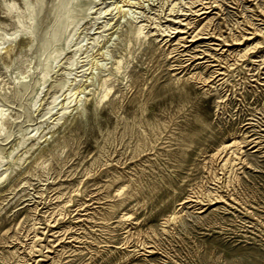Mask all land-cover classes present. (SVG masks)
Returning <instances> with one entry per match:
<instances>
[{
	"label": "rangeland",
	"instance_id": "374dc122",
	"mask_svg": "<svg viewBox=\"0 0 264 264\" xmlns=\"http://www.w3.org/2000/svg\"><path fill=\"white\" fill-rule=\"evenodd\" d=\"M163 1L0 0V264H264V0Z\"/></svg>",
	"mask_w": 264,
	"mask_h": 264
},
{
	"label": "bare ground",
	"instance_id": "6f19581e",
	"mask_svg": "<svg viewBox=\"0 0 264 264\" xmlns=\"http://www.w3.org/2000/svg\"><path fill=\"white\" fill-rule=\"evenodd\" d=\"M162 1H163V0H162ZM123 2H126V3H128V4L133 3V2H137L138 4L140 3V4L144 5V4H143V0H141V1H140V0H137V1H135V0H133V1H131V0H121V4H118V2L115 4V7H116L120 12H123V9H121V7H122L123 4H124ZM160 2H161V1H160ZM163 2H164V1H163ZM163 2H162V3H163ZM203 2H204V1H203ZM218 2H219V1H218ZM218 2H217V5L219 4ZM122 3H123V4H122ZM126 3H125V4H126ZM212 3H213V2H212ZM234 3H235V2H234ZM254 3H255V2H254ZM133 4H134V3H133ZM152 4H153V3H152ZM166 4H167V3H166ZM187 4H189V3H187ZM187 4H186V5H187ZM214 4H215V2H214ZM157 5H158V4H157ZM162 5H163V4H162ZM178 5H179V4H178ZM191 5H192V4H191ZM207 5H208V4H207ZM139 6H141V5H139ZM164 6H165V5H164ZM256 6L258 7L257 4H256ZM168 7H169V6H168ZM162 8H163V7H162ZM162 8H159V10H160V9L162 10ZM196 8H197V7H196ZM206 8H207V7H205V9H206ZM251 8H252V7H251ZM258 8H259V7H258ZM207 9H208V8H207ZM220 9H221V7H220ZM259 9H260V8H259ZM239 10H240V9H239ZM131 11H132V10H131ZM192 11H193V10H192ZM203 11H205V10H203ZM217 11H218V10H217ZM259 11H260V10H259ZM261 11H262V10H261ZM138 12H139V11H138ZM138 12H137V13H138ZM187 12H189V11H187ZM242 12H243V11H242ZM155 13H156V12H155ZM216 13H217V12H216ZM257 13H258V12H257ZM163 14H165V13H163ZM262 14H263V13H262ZM241 15H243V14H241ZM138 16H139V14H138ZM146 16H147V15H146ZM151 16H152V15H151ZM193 16H194V15H193ZM202 16H203V15H202ZM215 16H216V15H215ZM244 16H245V15H244ZM135 17H137V16H135ZM147 17H148V16H147ZM212 17H213V16H212ZM148 18H151V17H148ZM181 18H182V17H181ZM206 18H207V17H206ZM151 19H152V18H151ZM172 19H173V18H172ZM179 19H180V18H179ZM247 19H248V18H247ZM263 19H264V18H263ZM159 20H160V18L158 19V21H159ZM183 20H184V19H183ZM191 20H193V19H191ZM260 20H262V19H260ZM148 21H149V20H148ZM167 21H168V20H167ZM187 21H188V20H187ZM210 21H211V20H210ZM224 21H225V19H224ZM202 22H203V21H202ZM207 22H208V21H207ZM249 22H251V21H249ZM182 23H184V21H183ZM196 23H197V22H196ZM208 23H209V22H208ZM226 23H227V22H226ZM243 23H244V22H243ZM147 24H148V23H147ZM185 24H186V23H185ZM224 24H225V23H224ZM237 24H238V23H237ZM191 25H192V24H191ZM201 25H202V24H201ZM201 25H200V26H201ZM203 25H204V24H203ZM205 25H206V24H205ZM211 25H212V24H211ZM225 25H226V24H225ZM234 25H235V24H234ZM246 25H247V23H246ZM252 25H253V24H252ZM208 26H209V25H208ZM212 26H215V25H212ZM253 26H254V25H253ZM178 27H179V26H178ZM191 27H192V26H191ZM234 27H235V26H234ZM236 27H238V26H236ZM239 27H240V26H239ZM250 27H251V26H250ZM142 28H143V26H141V24H140L139 27H138V33L142 32ZM198 28H199V30H201L200 27H198ZM198 28H197V29H198ZM205 28H206V27H205ZM214 28H215V27H214ZM217 28H218V27H217ZM228 28H229V27H228ZM145 29H146V28H145ZM175 29H176V28H175ZM191 29H192V28H191ZM195 29H196V28H195ZM212 29H213V28H212ZM243 29H244V28H243ZM155 30H156V29H155ZM157 30H158V28H157ZM173 30H174V29H173ZM181 30H182V29H181ZM199 30H198V31H199ZM203 30H204V29H203ZM228 30H230V29H228ZM235 30H236V29H235ZM253 30H254V29H253ZM255 30H256V29H255ZM152 31H153V30H152ZM159 31H160V30H159ZM188 31H189V30H188ZM192 31H193V30H192ZM194 31H195V30H194ZM201 31H202V30H201ZM204 31H205V30H204ZM218 31H219V30H218ZM205 32H206V31H205ZM210 32H212V31H210ZM238 32H239V31H238ZM247 32H248V31H247ZM249 32H250V31H249ZM254 32H256V31H254ZM261 32H262V31H261ZM261 32H260V33H261ZM143 33H144V32H143ZM159 33H160V32H159ZM167 33H168V32H167ZM245 33H246V31H245ZM2 34H3V33H2ZM2 34L0 35V38H3V36L6 35V33H4V35H2ZM196 34H197V33H196ZM211 34H212V33H211ZM219 34H220V33H219ZM159 35H160V34H159ZM180 35H181V34H180ZM213 35H214V34H213ZM215 35H216V34H215ZM217 35H218V34H217ZM233 35H234V34H233ZM240 35H241V34H240ZM201 36H202V35H201ZM204 36H205V35H204ZM238 36H239V35H238ZM262 36H263V35H262ZM4 37H5V36H4ZM179 37H180V36H179ZM206 37H207V36H206ZM222 37H223V36H222ZM222 37H221V38H222ZM229 37H230V36H229ZM249 37H250V35H249ZM183 38H184V37H183ZM189 38H190V37H189ZM223 38H224V37H223ZM235 38H236V37H235ZM235 38H234V39H235ZM247 38H248V36H247ZM167 39H168V38H167ZM187 39H188V38H187ZM234 39H231V40L233 41ZM241 39H242V38H241ZM258 39H259V38H258ZM168 40H169V39H168ZM182 40H184V39H182ZM212 40H213V39H212ZM235 40H236V39H235ZM242 41H243V40H242ZM174 42H175V41H174ZM177 42H178V41H177ZM233 42H234V41H233ZM238 42H239V41H238ZM255 42H256V41H255ZM259 42H260V41H259ZM183 43H184V42H183ZM215 43H216V42H215ZM239 43H241V41H240ZM256 43H257V42H256ZM167 44H168V43H167ZM228 44H229V43H228ZM254 44H255V43H254ZM261 44H262V43H261ZM176 45H177V44H176ZM218 45H219V44H218ZM246 45H247V44H246ZM250 45H251V44H250ZM167 46H168V45H167ZM167 46H166V47H167ZM170 46H171V45H170ZM185 46H186V45H185ZM187 46H188V45H187ZM209 46H210V45H209ZM253 46H254V45H253ZM255 47H256V46H255ZM181 48H182V47H181ZM198 48H199V47H198ZM216 48H217V47H216ZM195 49H197V48H195ZM201 49H202V48H201ZM217 49H218V48H217ZM187 50H188V49H187ZM229 50H230V49H229ZM229 50H228V51H229ZM207 51L209 52V50H207ZM207 51H206V52H207ZM216 51H217V50H216ZM218 51H219V50H218ZM228 51H226V52H228ZM246 51H247V49H246ZM246 51H245V53H246ZM185 52H186V51H185ZM203 52H204V51H203ZM208 52H207V53H208ZM229 52H230V51H229ZM247 52H248V51H247ZM209 53H210V52H209ZM209 53H208V54H209ZM235 53H236V52H235ZM231 54H232V52H231ZM236 54H237V53H236ZM241 54L244 55V53H242V52L240 53V55H241ZM212 55H213V54H212ZM229 55H230V54H229ZM234 55H235V54H234ZM237 55H238V54H237ZM240 55H239V57H240ZM191 56H193V55H191ZM214 56H215V55H214ZM231 56H232V55H231ZM245 56H246V55H245ZM180 57H181V56H180ZM236 57H238V56H236ZM242 57H243V56H242ZM225 59H226V58H225ZM237 59H238V58H237ZM263 59H264V57H263ZM203 60H204V58H203ZM232 60H233V59H232ZM261 60H262V59H261ZM233 61H234V60H233ZM223 62H224V61H223ZM234 62H235V61H234ZM94 63H95V62H94ZM229 63H230V62H229ZM232 63H233V62H232ZM240 63H241V62H240ZM198 64H199V63H198ZM258 64H259V63H258ZM224 65H225V64H224ZM233 65H234V64H233ZM233 65H232V66H233ZM215 66H216V65H215ZM262 66H263V65H262ZM228 67H229V66H228ZM117 70H118V69H117ZM214 71H215V69H214ZM214 71H213V72H214ZM233 72H234V71H233ZM195 74H196V73H195ZM197 74H198V73H197ZM198 76H199V75H198ZM201 76H202V75H201ZM203 76H204V75H203ZM192 77H193V76H192ZM198 78H199V77H197V79H198ZM210 78H212V77H210ZM192 79H193V78H192ZM195 79H196V78H195ZM199 79H201V78H199ZM199 79H198V80H199ZM206 79H207V78H206ZM222 79H223V78H222ZM215 80H216V79H215ZM206 81H208V80H206ZM200 82H201V81H200ZM203 82H204V80H203ZM195 84H196V83H195ZM201 85H202V84H201ZM211 85H212V84H211ZM204 86H205V85H204ZM79 88H81V87L79 86ZM210 89H211V88H210ZM234 139H235V137H234ZM237 139H239V138H237ZM235 140H236V139H235ZM232 141H233V140H232ZM232 143H233V142H232ZM239 145H240V144H239ZM239 145H238V146H239ZM236 149H237V148H236ZM220 150H221V149H220ZM238 151H239V150H238ZM225 152H226V151H225ZM235 152H236V150H235ZM221 154H222V153H221ZM233 154H234V153H233ZM234 155H235V154H234ZM225 157H226V156H225ZM213 158H214V157H213ZM227 158H228V157H227ZM221 159H222V158H221ZM238 159H239V158H238ZM222 160H223V159H222ZM223 161H225V159H224ZM226 162H227V161H226ZM216 165H217V163H216ZM225 165H226V164H225ZM229 165H230V164H229ZM219 166H221V165H219ZM223 166H224V165H223ZM223 166H222V167H223ZM217 168H218V167H217ZM225 168H226V167H225ZM224 170H225V169H224ZM213 171H214V170H213ZM217 171H218V170H217ZM220 171H221V170H220ZM229 171H230V170H229ZM207 172H208V171H207ZM221 172H223V170H222ZM225 172H226V171H225ZM214 173H215V172H214ZM214 173H213V174H214ZM217 173H218V172H217ZM213 174H212V176H213ZM231 174H232V173H231ZM223 176L226 177L225 175H223ZM215 177H216V176H215ZM215 177H214V179H215ZM219 177H220V176H219ZM224 177H223V178H224ZM220 178H221V177H220ZM220 178H219V179H220ZM217 179H218V178H217ZM221 179H222V178H221ZM225 180H226V179H225ZM215 181H216V180H215ZM223 182H225V181H223ZM225 183H226V182H225ZM225 183H223V184H225ZM230 183H231V181H230ZM220 185H221V184H220ZM218 186H219V185H218ZM218 186H217V187H218ZM222 186H223V185H222ZM123 187H124V186H123ZM220 187H221V186H220ZM224 187H227V186L224 185ZM219 189H220V188H219ZM220 191H221V190H220ZM199 193H200V192H199ZM210 193H212V192H210ZM204 194H205V192H204ZM220 194H221V193H220ZM212 195H213V194H212ZM50 196H51V195H50ZM40 197H41V196H40ZM198 197H199V196H198ZM200 197H201V196H200ZM212 197H213V196H211V198H212ZM214 197H215V196H214ZM214 197H213V198H214ZM209 198H210V196H209ZM200 199H201V198H200ZM202 199H203V198H202ZM214 199H215V198H214ZM214 199H213V200H214ZM211 200H212V199H211ZM215 200H216V199H215ZM183 201H184V200H183ZM200 201H201V200H200ZM201 202H202V201H201ZM211 202H212V201H211ZM196 203H197V202H196ZM203 203H204V202H203ZM204 207H205V206H204ZM178 212H179V211H178ZM128 213H129V212H128ZM126 214H127V212H126ZM129 214H130V213H129ZM176 215H177V214H176ZM127 216H128V215H127ZM170 216H171V215H170ZM177 216H178V215H177ZM53 217H54V216H53ZM54 219H55V218H54ZM51 221H52V220H51ZM52 224H53V223H52ZM128 228H129V227H128ZM50 229H51V228H50ZM164 229H165V228H164ZM51 231H52V230H51ZM67 231H68V230H67ZM53 234H54V233H53ZM58 234H59V233H58ZM128 235H129V234H128ZM131 236H132V235H131ZM62 237H64V236H62ZM133 237H134V236H133ZM35 238H36V237H35ZM58 240H59V239H58ZM125 240H126V239H125ZM143 244H144V243H143ZM35 245H36V244H35ZM142 246H143V245H142ZM49 249H50V248H49ZM146 249H147V248H146ZM139 250H140V249H139ZM147 250H148V249H147ZM149 250H150V249H149ZM29 251H30V250H29ZM32 251H33V250H32ZM43 258H44V257H43ZM49 258H50V257H49ZM126 259H127V258H126Z\"/></svg>",
	"mask_w": 264,
	"mask_h": 264
}]
</instances>
